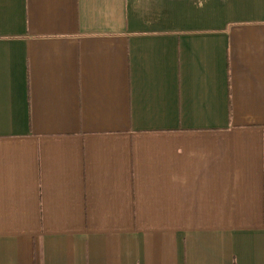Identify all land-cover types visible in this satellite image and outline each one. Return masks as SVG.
Wrapping results in <instances>:
<instances>
[{
  "label": "crops",
  "instance_id": "1",
  "mask_svg": "<svg viewBox=\"0 0 264 264\" xmlns=\"http://www.w3.org/2000/svg\"><path fill=\"white\" fill-rule=\"evenodd\" d=\"M0 264H264V0H0Z\"/></svg>",
  "mask_w": 264,
  "mask_h": 264
}]
</instances>
